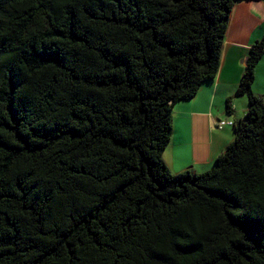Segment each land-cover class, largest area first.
<instances>
[{
    "label": "trees",
    "instance_id": "obj_1",
    "mask_svg": "<svg viewBox=\"0 0 264 264\" xmlns=\"http://www.w3.org/2000/svg\"><path fill=\"white\" fill-rule=\"evenodd\" d=\"M241 1L0 0V264H264V38L214 167L162 158Z\"/></svg>",
    "mask_w": 264,
    "mask_h": 264
},
{
    "label": "crops",
    "instance_id": "obj_2",
    "mask_svg": "<svg viewBox=\"0 0 264 264\" xmlns=\"http://www.w3.org/2000/svg\"><path fill=\"white\" fill-rule=\"evenodd\" d=\"M264 38V2L244 0L232 10L224 38L219 71L190 100L172 109V136L162 158L172 174H202L233 140V127L217 128L219 121L236 122L248 109L246 96H236L250 49ZM252 93L264 101V55L254 72Z\"/></svg>",
    "mask_w": 264,
    "mask_h": 264
},
{
    "label": "built area",
    "instance_id": "obj_3",
    "mask_svg": "<svg viewBox=\"0 0 264 264\" xmlns=\"http://www.w3.org/2000/svg\"><path fill=\"white\" fill-rule=\"evenodd\" d=\"M216 125H217V128L221 130L225 126L232 127L233 123H232V121H219Z\"/></svg>",
    "mask_w": 264,
    "mask_h": 264
},
{
    "label": "rangeland",
    "instance_id": "obj_4",
    "mask_svg": "<svg viewBox=\"0 0 264 264\" xmlns=\"http://www.w3.org/2000/svg\"><path fill=\"white\" fill-rule=\"evenodd\" d=\"M214 167V166H213Z\"/></svg>",
    "mask_w": 264,
    "mask_h": 264
}]
</instances>
